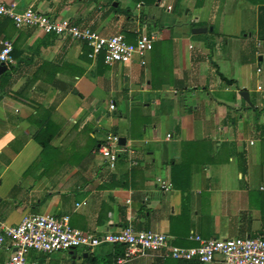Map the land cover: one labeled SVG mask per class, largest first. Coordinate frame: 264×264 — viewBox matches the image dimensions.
Wrapping results in <instances>:
<instances>
[{
	"label": "crops",
	"instance_id": "0c3cea01",
	"mask_svg": "<svg viewBox=\"0 0 264 264\" xmlns=\"http://www.w3.org/2000/svg\"><path fill=\"white\" fill-rule=\"evenodd\" d=\"M0 1L103 35L126 29L132 44L142 32L158 35L145 57L109 64L86 42L0 16V40L14 44L0 74V233L40 213L68 214L92 234L132 220L179 246L196 245L194 235L264 236V0ZM110 133L125 137L137 164L122 156L111 169L95 152ZM159 178L172 190L161 191ZM28 258L199 263L153 251L127 259L123 244L29 250Z\"/></svg>",
	"mask_w": 264,
	"mask_h": 264
},
{
	"label": "built area",
	"instance_id": "2783aa9c",
	"mask_svg": "<svg viewBox=\"0 0 264 264\" xmlns=\"http://www.w3.org/2000/svg\"><path fill=\"white\" fill-rule=\"evenodd\" d=\"M0 16L13 20L17 27L30 26L42 29L61 37H71L86 42L96 56H102L105 62L130 63L136 57H145L152 50L158 35L155 32H142L136 44L130 43L126 36L118 33L103 35L90 27H82L69 19L55 17L38 11L32 6L21 8L16 1H0ZM0 63L12 59L14 44L11 39L0 40ZM142 64L145 60L142 59ZM260 71V69H259ZM262 89V86H259ZM111 108L115 107L111 103ZM115 169L126 149L121 145V136L110 133L106 142L96 150ZM129 149V165L137 164ZM161 191L169 192L172 184L159 178ZM197 242L194 246H179L174 244L166 233L138 230L132 220H129L118 232L92 234L75 228L70 223L68 214L32 213L23 217L14 226H7L0 233V264H39L29 260V250L45 253L73 250L81 247L93 249L103 244H123L127 247V259L153 251L162 258L181 261L196 260L208 263L221 258L225 264H264V236L237 238H204L201 235L191 236ZM14 251L7 259H2L5 249Z\"/></svg>",
	"mask_w": 264,
	"mask_h": 264
},
{
	"label": "water",
	"instance_id": "95a60500",
	"mask_svg": "<svg viewBox=\"0 0 264 264\" xmlns=\"http://www.w3.org/2000/svg\"><path fill=\"white\" fill-rule=\"evenodd\" d=\"M207 28L206 27H195L193 28V32L195 33H201V32H206ZM7 70V65L5 62L0 63V74L5 72ZM240 95L243 96L246 100L249 101V92L246 89H242L240 91ZM122 144H125V137L121 138Z\"/></svg>",
	"mask_w": 264,
	"mask_h": 264
},
{
	"label": "rangeland",
	"instance_id": "374dc122",
	"mask_svg": "<svg viewBox=\"0 0 264 264\" xmlns=\"http://www.w3.org/2000/svg\"><path fill=\"white\" fill-rule=\"evenodd\" d=\"M140 25H141V27L143 26L142 24H140ZM140 25H139V26H140ZM136 27H138V26L136 25ZM132 30H133V29H132ZM121 32L124 33V34H128V33H129V31L126 30V29H121ZM116 33H119V31H117ZM124 34H123V35H124Z\"/></svg>",
	"mask_w": 264,
	"mask_h": 264
},
{
	"label": "trees",
	"instance_id": "16d2710c",
	"mask_svg": "<svg viewBox=\"0 0 264 264\" xmlns=\"http://www.w3.org/2000/svg\"><path fill=\"white\" fill-rule=\"evenodd\" d=\"M0 81H2L1 79H0ZM228 81V83H232V81L231 80H227ZM43 146H45L46 147V145H44L43 144ZM199 262V261H198ZM202 262H199L198 264H201Z\"/></svg>",
	"mask_w": 264,
	"mask_h": 264
}]
</instances>
